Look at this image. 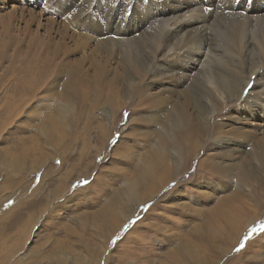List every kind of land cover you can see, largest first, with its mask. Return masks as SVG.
Returning a JSON list of instances; mask_svg holds the SVG:
<instances>
[{
    "label": "rangeland",
    "instance_id": "obj_1",
    "mask_svg": "<svg viewBox=\"0 0 264 264\" xmlns=\"http://www.w3.org/2000/svg\"><path fill=\"white\" fill-rule=\"evenodd\" d=\"M168 8L0 0V264H264V99L170 55Z\"/></svg>",
    "mask_w": 264,
    "mask_h": 264
},
{
    "label": "bare ground",
    "instance_id": "obj_2",
    "mask_svg": "<svg viewBox=\"0 0 264 264\" xmlns=\"http://www.w3.org/2000/svg\"><path fill=\"white\" fill-rule=\"evenodd\" d=\"M85 1L82 0V3L85 4ZM164 1H168V14L171 17L166 23L160 24L167 27V33L161 38L163 42L166 40L170 45H176L170 55L181 57L182 60L188 59L186 66L191 70L200 64L198 58L204 55V49H208L206 52L210 59L203 65V73L204 76L211 74L213 79H218L219 88L214 89L221 99H241L243 95L247 96L246 102L250 99H264V94L255 96L254 89L261 83L264 86V80L259 78L264 75V15H260L264 12V6L256 8L254 2L257 0H248L246 5L243 0H218L217 4H214L215 0ZM144 6L142 1L139 8ZM145 7L148 12L145 11L141 18L137 19L140 23L138 28L147 25L148 29L155 30L152 26L155 27L163 21L159 17L164 16L166 11ZM134 8L133 4L127 8L128 11L123 14L125 18ZM121 31V27L115 29L116 34ZM161 60L162 57L156 58V61ZM153 65L158 66L157 63ZM222 66L226 71L217 69ZM249 85L252 87L249 88ZM193 126L191 121L188 128L193 129ZM199 129L202 128L199 126ZM257 145V152H260L264 163V142ZM170 154L172 157V153ZM153 157L152 164L160 165L165 161L164 157L159 155ZM139 177L140 179L136 180L138 183L143 181V177Z\"/></svg>",
    "mask_w": 264,
    "mask_h": 264
},
{
    "label": "snow or ice",
    "instance_id": "obj_3",
    "mask_svg": "<svg viewBox=\"0 0 264 264\" xmlns=\"http://www.w3.org/2000/svg\"><path fill=\"white\" fill-rule=\"evenodd\" d=\"M252 87V85H249V88H251ZM56 163H60V161H56ZM87 183H88V181H84L83 182V185H80V186H84V185H87ZM259 230V232L260 233H264V223H261V224H259L258 225V228L257 227H253V228H251L250 230H249V233H248V235H246L245 237H244V241H248L254 234H256L257 233V231ZM244 243L242 242L241 244H240V247L239 248H237L236 249V251L237 252H239V251H241L243 248H244Z\"/></svg>",
    "mask_w": 264,
    "mask_h": 264
}]
</instances>
